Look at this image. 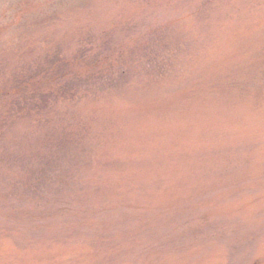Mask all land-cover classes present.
<instances>
[{"label": "rangeland", "instance_id": "obj_1", "mask_svg": "<svg viewBox=\"0 0 264 264\" xmlns=\"http://www.w3.org/2000/svg\"><path fill=\"white\" fill-rule=\"evenodd\" d=\"M0 264H264V0H0Z\"/></svg>", "mask_w": 264, "mask_h": 264}]
</instances>
